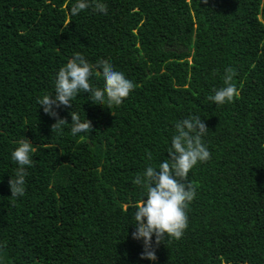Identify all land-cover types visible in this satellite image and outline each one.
<instances>
[{
    "label": "trees",
    "instance_id": "obj_1",
    "mask_svg": "<svg viewBox=\"0 0 264 264\" xmlns=\"http://www.w3.org/2000/svg\"><path fill=\"white\" fill-rule=\"evenodd\" d=\"M0 0V264H264V0ZM109 61L135 88L119 106L80 93L56 118L38 100L54 95L75 53ZM239 95L208 100L225 69ZM93 68L90 83L105 81ZM71 111L92 131L71 134ZM199 116L211 159L186 183L196 189L181 239L165 237L142 259L133 183L168 158L175 124ZM27 138L25 194L11 197V153ZM149 154L150 157L149 158Z\"/></svg>",
    "mask_w": 264,
    "mask_h": 264
},
{
    "label": "clouds",
    "instance_id": "obj_2",
    "mask_svg": "<svg viewBox=\"0 0 264 264\" xmlns=\"http://www.w3.org/2000/svg\"><path fill=\"white\" fill-rule=\"evenodd\" d=\"M206 2V0H205ZM92 7L94 11L107 14V5L100 0H76L70 9L72 15ZM102 75L105 84L101 89L90 83L93 68ZM235 73L231 68L225 69L224 86L214 90L208 100L215 105L230 103L239 95V90L233 83ZM134 83L127 79L123 72L116 71L107 60H99L96 65L89 63L79 52L69 59L66 65L60 68L55 82L54 95L45 94L38 100L43 111L56 118L51 126L52 133L63 134V127L69 124L66 119L60 118L55 108L61 105L71 107V101L80 93H90L93 104L111 108L119 106L134 90ZM71 134L76 136L92 131L91 122L85 117L81 120L78 112L71 111ZM175 133L171 139V149L168 158L157 167L148 165L143 173H138L134 184L146 189V200L141 199L134 207V225L136 231L133 239H143L144 252L142 259L156 260L153 247L163 243L165 237L181 239L188 227V208L196 196L195 187L186 183L189 172L201 162L211 159V153L203 141L208 128L202 118L195 115L177 121ZM36 147L26 137L18 141V146L11 153V159L18 165L15 176L9 180L11 197H22L25 194L26 176L25 166H32V155ZM149 158L150 154H149Z\"/></svg>",
    "mask_w": 264,
    "mask_h": 264
}]
</instances>
